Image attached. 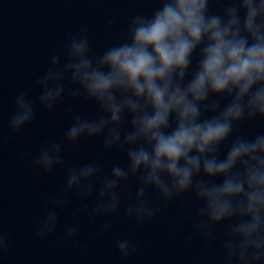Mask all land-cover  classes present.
<instances>
[{
	"label": "clouds",
	"instance_id": "1",
	"mask_svg": "<svg viewBox=\"0 0 264 264\" xmlns=\"http://www.w3.org/2000/svg\"><path fill=\"white\" fill-rule=\"evenodd\" d=\"M155 4L149 14L131 15L120 42L103 51L93 48L86 25L67 34L36 80V101L25 90L15 96L0 144L34 120L37 103L51 113L65 101L71 120L59 140L19 154L36 172L50 175L64 164L65 146L81 140L102 138L103 153L124 158L108 171L103 158L69 165L57 192L40 193L44 214L33 234L53 236L72 194L81 206L58 246L79 243L81 216L102 220L95 234L102 239L120 222L122 204L123 218L143 227L162 204L194 197L189 243L201 242L218 264H264V131H241L264 121V0ZM68 101L92 103L96 114L84 116ZM114 244L123 258L140 247L128 235ZM11 248L0 224V259Z\"/></svg>",
	"mask_w": 264,
	"mask_h": 264
},
{
	"label": "water",
	"instance_id": "2",
	"mask_svg": "<svg viewBox=\"0 0 264 264\" xmlns=\"http://www.w3.org/2000/svg\"><path fill=\"white\" fill-rule=\"evenodd\" d=\"M155 0H0V131L7 135V121L15 110L14 99L25 90L36 101L39 89L37 78L49 66V58L61 51L67 34H77L88 26L93 48L103 51L120 42L127 20L131 15L149 14L156 7ZM112 21V27H107ZM73 103L84 116L96 114L94 104L83 101ZM65 101L49 113L37 103L34 120L6 143L0 144V224L12 237V248L0 264H192L200 257V264H218L217 258L205 253L199 241L188 242L199 204L193 197L187 201L178 198L143 227L135 226L123 218L102 239L96 231L102 220L89 223L81 216V231L75 241L57 245L63 236V225L79 213L80 201L72 194L69 204L59 212V225L53 236L38 240L33 234L37 219L44 214L40 193L53 194L64 184L67 167L103 158L105 171L124 158L115 152H102V138L81 140L66 145L64 164L50 175L36 172L28 161H22V151L36 153L39 145L59 140L71 123L65 111ZM241 131L254 135L264 131V121H253ZM134 193L135 186H131ZM91 203V202H90ZM183 222L173 227L176 218ZM223 226H217L221 233ZM128 235L138 244L133 256L123 258L114 241Z\"/></svg>",
	"mask_w": 264,
	"mask_h": 264
}]
</instances>
